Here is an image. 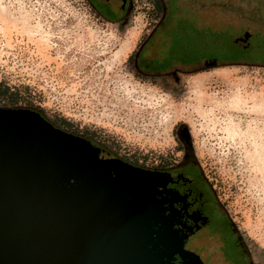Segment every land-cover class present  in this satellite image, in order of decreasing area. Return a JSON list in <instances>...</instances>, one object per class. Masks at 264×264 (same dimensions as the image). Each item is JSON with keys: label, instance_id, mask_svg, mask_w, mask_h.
<instances>
[{"label": "rangeland", "instance_id": "1", "mask_svg": "<svg viewBox=\"0 0 264 264\" xmlns=\"http://www.w3.org/2000/svg\"><path fill=\"white\" fill-rule=\"evenodd\" d=\"M149 7L136 0L109 18L89 0H0V106L38 110L145 167L188 148L252 264H264V65H217L179 81L137 74L132 53L155 24Z\"/></svg>", "mask_w": 264, "mask_h": 264}, {"label": "water", "instance_id": "2", "mask_svg": "<svg viewBox=\"0 0 264 264\" xmlns=\"http://www.w3.org/2000/svg\"><path fill=\"white\" fill-rule=\"evenodd\" d=\"M162 184L38 110L0 106V264H203L166 220Z\"/></svg>", "mask_w": 264, "mask_h": 264}, {"label": "flooded vegetation", "instance_id": "3", "mask_svg": "<svg viewBox=\"0 0 264 264\" xmlns=\"http://www.w3.org/2000/svg\"><path fill=\"white\" fill-rule=\"evenodd\" d=\"M89 1L100 15L123 18L136 0ZM150 5L155 24L147 29L131 58L137 74L179 81L181 74L216 65H264V0H150ZM221 12L225 15L222 27L217 22ZM203 24L208 26L207 43ZM222 31L225 39L220 41ZM257 38L261 44H256ZM178 134L186 145L188 130L180 129ZM100 148L102 157H117ZM146 168L161 174L164 184L158 186L155 198L166 220L173 221L185 249L197 253L203 264H252L235 225L188 148L184 147L181 157ZM174 261L179 263L180 257L176 255Z\"/></svg>", "mask_w": 264, "mask_h": 264}, {"label": "trees", "instance_id": "4", "mask_svg": "<svg viewBox=\"0 0 264 264\" xmlns=\"http://www.w3.org/2000/svg\"><path fill=\"white\" fill-rule=\"evenodd\" d=\"M245 33V36L248 34V32H244ZM238 35H240V34H238ZM252 41H253V39H252ZM217 66V65H216Z\"/></svg>", "mask_w": 264, "mask_h": 264}]
</instances>
